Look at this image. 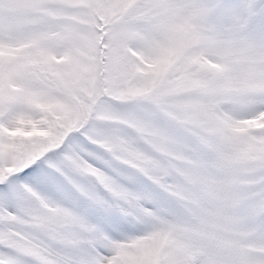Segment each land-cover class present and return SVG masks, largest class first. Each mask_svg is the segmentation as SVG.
<instances>
[{"label": "snow or ice", "instance_id": "obj_1", "mask_svg": "<svg viewBox=\"0 0 264 264\" xmlns=\"http://www.w3.org/2000/svg\"><path fill=\"white\" fill-rule=\"evenodd\" d=\"M0 264H264V0H0Z\"/></svg>", "mask_w": 264, "mask_h": 264}]
</instances>
